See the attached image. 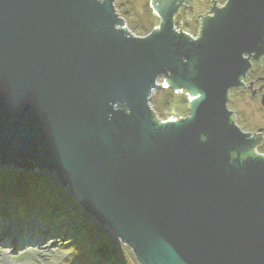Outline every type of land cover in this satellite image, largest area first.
<instances>
[{"label": "water", "instance_id": "obj_1", "mask_svg": "<svg viewBox=\"0 0 264 264\" xmlns=\"http://www.w3.org/2000/svg\"><path fill=\"white\" fill-rule=\"evenodd\" d=\"M187 1L150 0L137 37L116 0H0V166L56 176L138 264H264V156L228 108L264 0L213 1L197 40ZM164 87L189 116L158 119Z\"/></svg>", "mask_w": 264, "mask_h": 264}, {"label": "trees", "instance_id": "obj_2", "mask_svg": "<svg viewBox=\"0 0 264 264\" xmlns=\"http://www.w3.org/2000/svg\"><path fill=\"white\" fill-rule=\"evenodd\" d=\"M147 35L149 33L144 37ZM161 91L168 97L165 104L167 107L175 93L171 90ZM184 100L189 106L186 96ZM0 173L3 172L0 170ZM12 174L5 187H0V208L3 206L7 215L12 217L11 223L14 225L15 233L24 235L20 246L36 243L37 236L44 229L49 232L42 240L50 238L59 240L58 251L69 254V259L62 264L136 263L135 260L134 262L128 258L122 246L109 235L108 231L107 237L78 202L63 192L53 180L40 174L14 172ZM7 228L6 223H0V237H4ZM32 229L35 230L36 238L29 237L31 236L29 231ZM37 242H40V238Z\"/></svg>", "mask_w": 264, "mask_h": 264}, {"label": "rangeland", "instance_id": "obj_3", "mask_svg": "<svg viewBox=\"0 0 264 264\" xmlns=\"http://www.w3.org/2000/svg\"><path fill=\"white\" fill-rule=\"evenodd\" d=\"M148 2L149 0H116L115 2V9L118 15L125 20L127 27L132 33V35H135L137 37H144V35L148 33L151 34V31L158 28L160 24L159 19L155 15H153V13L147 7ZM201 14L202 12H199L197 15H191L190 13L186 15V17H180L179 19H177V21L180 27L184 28V31L186 33L196 35L199 28L196 21H198V19L200 18L199 16H201ZM184 96L185 93L175 94V96L172 98V101L166 107L165 104L166 102H168V97L164 92L157 91L156 93H154L153 97L150 100V107L156 113L157 117H159L158 119L160 121H166L168 119L180 120V118L185 119L187 116H189L190 109L189 106L185 103ZM235 97L236 93L232 92V102L230 104V108L240 113V120L244 118L240 121L242 127L245 126V129L264 128V113H256L255 109L249 105L237 104L235 102ZM187 100H189L188 97ZM260 154L264 153L261 152ZM0 170L3 172L2 174L0 173V187H5V184H7L10 178L13 176V172L19 174L26 173L23 171L15 170L13 168H3L1 166ZM27 174L43 175L46 178L53 180L56 184L60 186V188H62L63 192L73 197L67 189L61 186L60 181L56 176L37 171L30 172ZM0 211L2 212L0 213V223H6L8 227L4 231L3 235V238H5L7 242H3V238H0V264H62L63 262H66L67 259H69L68 253L66 254L58 251V245L60 242L59 240H56L55 238H50L48 240L45 239L46 241L42 240V237H47V232H49L44 229L43 231L41 230V234L39 236L35 234L34 229L29 231L31 235L29 237L36 238L35 236H37L38 238H40V242H37L38 238H36V243H29L26 245H21L22 247H20V240L11 239L8 233L10 228L14 226L11 223L12 217L10 215H7V211L4 209L3 206L2 208H0ZM94 220L97 224L96 226L99 227L101 231H104V235H106L107 237L110 235L112 238H114L122 246L124 252L128 255V258L132 259L133 261H136L133 251L128 246L122 245L121 242L117 239V237L112 232H110L108 228L103 227L96 219ZM107 231L109 235L106 233ZM134 264H138V262L136 261V263Z\"/></svg>", "mask_w": 264, "mask_h": 264}, {"label": "flooded vegetation", "instance_id": "obj_4", "mask_svg": "<svg viewBox=\"0 0 264 264\" xmlns=\"http://www.w3.org/2000/svg\"><path fill=\"white\" fill-rule=\"evenodd\" d=\"M162 1H166V0H162ZM213 1L215 0H188L187 2H184L183 6H186V9L181 8L179 14L175 17L174 20L175 27H178L180 30L186 33L184 31V28L180 27L177 19L183 16L186 17V15L190 13L191 15H197L199 12H202L201 17L197 21L199 28L196 33V36H199V32L201 29V18L206 16L207 14L208 16L210 15L209 12ZM227 1L228 0H217L218 6L220 5L224 6L227 3ZM147 7L152 12L150 8V0L148 2ZM245 59L249 60L250 69L246 73L245 77L241 79L242 86L230 92L228 108L233 113L234 120L236 121L238 127L244 133L251 134L253 138L260 141L259 146L257 148V153L259 155L264 156V154H260L261 152L264 153V128L245 129L246 127L245 126H244L245 128L242 127L240 123V121L243 120L244 118L240 120L239 119V117L241 118V116H239L240 113L230 108V104L232 102L231 93L235 92L236 93L235 102L237 104L249 105L255 109L256 113H261V114L264 113V55L258 57L256 54H252L249 57L245 56Z\"/></svg>", "mask_w": 264, "mask_h": 264}, {"label": "built area", "instance_id": "obj_5", "mask_svg": "<svg viewBox=\"0 0 264 264\" xmlns=\"http://www.w3.org/2000/svg\"><path fill=\"white\" fill-rule=\"evenodd\" d=\"M219 7H222V6L220 5ZM175 31H176L177 33H180L181 30H180L178 27H175ZM129 32H130V31H129ZM130 33H131V32H130ZM182 33H184V32L182 31ZM131 34H132V33H131ZM184 34L191 36L193 40H197L198 37H199V36L191 35V34H187V33H184ZM134 36H135V35H134ZM161 83H162V81H161ZM163 90H168V88L164 87ZM179 94H183V92H181V93H179ZM172 120H174V119H168V120H166V121L168 122V121H172Z\"/></svg>", "mask_w": 264, "mask_h": 264}, {"label": "bare ground", "instance_id": "obj_6", "mask_svg": "<svg viewBox=\"0 0 264 264\" xmlns=\"http://www.w3.org/2000/svg\"><path fill=\"white\" fill-rule=\"evenodd\" d=\"M0 238H3V237H0ZM3 242H7V240L5 238H3L2 240ZM9 243V242H8ZM11 244V243H10Z\"/></svg>", "mask_w": 264, "mask_h": 264}, {"label": "clouds", "instance_id": "obj_7", "mask_svg": "<svg viewBox=\"0 0 264 264\" xmlns=\"http://www.w3.org/2000/svg\"><path fill=\"white\" fill-rule=\"evenodd\" d=\"M186 96V95H185ZM187 97V96H186Z\"/></svg>", "mask_w": 264, "mask_h": 264}]
</instances>
